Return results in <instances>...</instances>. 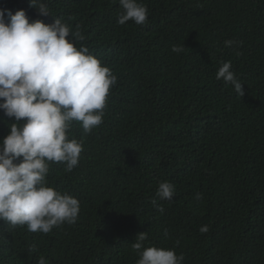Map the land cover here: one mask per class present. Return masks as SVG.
<instances>
[{"label": "trees", "instance_id": "16d2710c", "mask_svg": "<svg viewBox=\"0 0 264 264\" xmlns=\"http://www.w3.org/2000/svg\"><path fill=\"white\" fill-rule=\"evenodd\" d=\"M44 2L52 16L29 0L0 10L81 25L117 83L78 166L52 164L46 177L78 199L76 223L43 234L0 221V264H136L142 232L144 247L175 248L183 264H264V0H140L142 26L117 23L119 0ZM229 61L242 97L216 79ZM14 122L0 110V139ZM70 135L82 137L79 124ZM163 181L171 201L156 195Z\"/></svg>", "mask_w": 264, "mask_h": 264}, {"label": "clouds", "instance_id": "9594fccd", "mask_svg": "<svg viewBox=\"0 0 264 264\" xmlns=\"http://www.w3.org/2000/svg\"><path fill=\"white\" fill-rule=\"evenodd\" d=\"M119 5L118 24L147 23L148 9L140 0H119ZM29 7L39 16H52L44 0H29ZM84 41L79 24L73 28L57 17L46 24L40 19L30 21L23 9L15 14L0 10V110L15 120L0 139V221L26 226L32 233L48 234L76 223L78 199L49 186L46 177L52 164H63L69 173L78 166L83 136L103 123L110 90L117 83V76L90 53ZM224 43L231 47L236 42ZM183 50L172 48L175 53ZM216 79L244 95L230 61L222 63ZM74 123L82 129L80 139L70 135ZM174 192V185L163 181L156 195L171 201ZM202 198L203 194H195L196 200ZM208 230L206 225L200 228L201 233ZM146 239L142 232L132 243L139 257L136 264H183L184 257L175 248L144 247ZM38 264L47 261L41 256Z\"/></svg>", "mask_w": 264, "mask_h": 264}]
</instances>
